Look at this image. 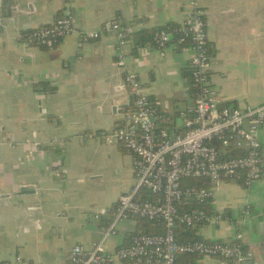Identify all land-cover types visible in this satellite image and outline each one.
<instances>
[{"label": "crops", "instance_id": "obj_1", "mask_svg": "<svg viewBox=\"0 0 264 264\" xmlns=\"http://www.w3.org/2000/svg\"><path fill=\"white\" fill-rule=\"evenodd\" d=\"M201 3L211 80L219 95L235 107L263 104L264 0ZM8 5L21 9L0 30V262L21 256L24 264H70L73 246L92 248L119 196L136 183L134 154L102 137L125 123L133 109L125 71L115 64L117 35L104 32L83 41L80 31L99 30L107 20L134 27L126 48L129 68L156 103L159 125L177 134L183 129L180 111L192 109L187 79L192 49L171 41L161 55L153 43H139L138 33L182 22L190 6L188 0H14ZM66 13L73 15L76 30L54 48L22 40L25 31ZM116 102L127 104L122 112L113 110ZM260 136L264 162V126ZM24 186L30 190L22 194ZM208 207L229 220L200 228L198 235L240 242L248 256L242 264H264V174L250 188L230 180L216 183ZM139 231L137 218L120 221L106 242L107 252L129 244ZM192 261L232 264L191 255L181 264ZM110 264L133 263L116 258Z\"/></svg>", "mask_w": 264, "mask_h": 264}, {"label": "built area", "instance_id": "obj_2", "mask_svg": "<svg viewBox=\"0 0 264 264\" xmlns=\"http://www.w3.org/2000/svg\"><path fill=\"white\" fill-rule=\"evenodd\" d=\"M188 2L190 9L182 22L168 30L158 29L154 34L161 55L173 38L176 44L192 49V109L180 111L183 129L175 137L171 136L170 128L159 125L156 103L138 72L129 68L126 48L134 27L107 20L99 30L80 31L83 41L99 39L104 32L113 31L117 35L115 64L125 71L124 81L133 96V109L125 123L102 137L107 144L123 145L134 154L136 183L119 196L110 223L92 248L73 246L70 264H110L116 258L133 264H178L185 255L211 256L232 264H242L248 259L240 242L178 239L180 224L206 228L229 220L226 213L203 207L213 200L216 183L230 180L250 188L264 174L260 136L264 103L241 108L224 102L211 80L212 53L205 10L201 0ZM75 30L73 15L66 13L49 25L25 31L21 38L29 45L52 49ZM189 179L209 184L186 182ZM184 200L195 206L181 211L179 206ZM132 218L160 221L164 231L133 234L129 244L117 248L113 254L107 252L106 242L117 234L119 222ZM10 264L24 262L17 256Z\"/></svg>", "mask_w": 264, "mask_h": 264}, {"label": "trees", "instance_id": "obj_3", "mask_svg": "<svg viewBox=\"0 0 264 264\" xmlns=\"http://www.w3.org/2000/svg\"><path fill=\"white\" fill-rule=\"evenodd\" d=\"M175 25L176 24L171 23V24H167L165 26H160V27H156V28H152V29H147V30L141 31V32L138 33L139 43L151 42V43H153L155 45L154 34H155L156 30H158V29H166V30H168V29L173 28ZM172 41H176V38H173ZM187 79L189 80V82L191 81L190 72L187 73ZM37 86L41 88V87H43V84H38ZM43 89L45 91L46 90L50 91L49 90L50 88H43ZM161 127H164V126H161ZM186 182H190V183L191 182H197V183L199 182L200 184H205V185L209 184V182L202 181L201 179H189V180H186ZM185 202H187V201L184 200V204H181L179 206L181 211L185 210L186 208H188L190 206H195V204H191L190 205V204H187ZM209 204L210 203H208L206 205H203V207H205L206 209L211 211V209H209V207H208ZM197 206H201V205H197ZM137 220L140 222V225L142 226L143 231L135 232L133 234H136V233H161V232L164 231V225L160 221L158 222V221H153V220H149V219H145V218H137ZM198 227L194 228V227L187 226L186 224H180L178 226V229H177L178 239L180 241H193V240H197V239L203 238L201 235H198V233H197V231L200 229ZM244 250H245V248H244ZM185 256H190V255H185ZM191 256H197V255H191ZM183 257L184 256L179 258L178 264H181ZM8 263L10 264V261L0 262V264H8ZM191 264H195V262L192 261Z\"/></svg>", "mask_w": 264, "mask_h": 264}, {"label": "water", "instance_id": "obj_4", "mask_svg": "<svg viewBox=\"0 0 264 264\" xmlns=\"http://www.w3.org/2000/svg\"><path fill=\"white\" fill-rule=\"evenodd\" d=\"M14 0H1L2 2V9L0 11V30H3L4 27L8 24V22H11L14 20V12L18 11L21 9V6H12L8 5V3L13 2ZM131 102L133 103V96L131 95ZM130 102V103H131ZM125 103L122 102H116L113 110L114 111H119L122 112V109L125 107ZM234 107V106H233ZM176 131L172 130L171 136L175 137ZM30 190L27 186H24L22 188V194L25 193L26 191ZM34 192V191H33ZM262 250L264 251V242L262 243Z\"/></svg>", "mask_w": 264, "mask_h": 264}]
</instances>
